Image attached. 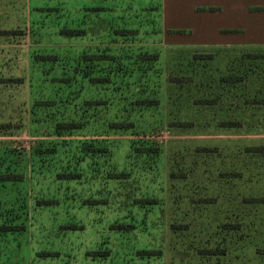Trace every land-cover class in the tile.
I'll return each instance as SVG.
<instances>
[{
	"label": "rangeland",
	"instance_id": "1",
	"mask_svg": "<svg viewBox=\"0 0 264 264\" xmlns=\"http://www.w3.org/2000/svg\"><path fill=\"white\" fill-rule=\"evenodd\" d=\"M0 264H264V0H0Z\"/></svg>",
	"mask_w": 264,
	"mask_h": 264
},
{
	"label": "trees",
	"instance_id": "2",
	"mask_svg": "<svg viewBox=\"0 0 264 264\" xmlns=\"http://www.w3.org/2000/svg\"><path fill=\"white\" fill-rule=\"evenodd\" d=\"M59 127L63 128V129H75V128H78V124H75V123H62V124H59Z\"/></svg>",
	"mask_w": 264,
	"mask_h": 264
}]
</instances>
